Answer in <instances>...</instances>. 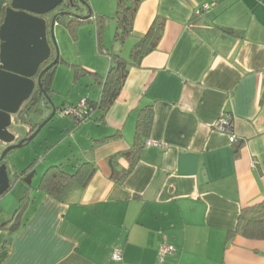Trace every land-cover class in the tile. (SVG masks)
<instances>
[{"label": "crops", "instance_id": "obj_1", "mask_svg": "<svg viewBox=\"0 0 264 264\" xmlns=\"http://www.w3.org/2000/svg\"><path fill=\"white\" fill-rule=\"evenodd\" d=\"M101 1L93 3L92 22L109 8ZM159 22L157 45L129 65L102 121L93 111L76 124L55 106L37 133L36 165L19 169L7 159L0 264H264V239L235 230L241 209L264 199V0H141L131 33L114 52L129 58L135 41ZM95 43L98 52L96 33ZM79 66L101 76L109 67ZM86 75L93 95L80 91L62 107L98 99L100 85ZM56 81L57 72L51 100L59 96ZM43 105L25 125L15 124L16 134L50 115L49 102ZM148 109L149 129L140 132ZM222 117L233 142L215 128ZM83 162L92 172L85 184L75 182L58 198L40 188L47 166L73 172ZM29 167L28 184L22 172ZM17 207L23 219L12 231L6 222ZM161 244L174 251L159 261Z\"/></svg>", "mask_w": 264, "mask_h": 264}, {"label": "trees", "instance_id": "obj_2", "mask_svg": "<svg viewBox=\"0 0 264 264\" xmlns=\"http://www.w3.org/2000/svg\"><path fill=\"white\" fill-rule=\"evenodd\" d=\"M68 6L77 5L78 7H87V0H66ZM141 0H115V10L112 14V19L115 22V32L113 41L123 42L124 39L131 33V24ZM62 15V14H61ZM59 15L57 17V22H62L66 27L75 33L74 25L80 24L83 21L89 20L82 18H73L69 21L66 18ZM105 15L98 14L94 17L93 22L95 23V33L98 52H100L102 46V29L103 22L105 20ZM157 27L154 29V24L149 28L144 36L138 38L132 46L129 58H125L118 52L112 51L108 52L106 49L103 53L109 58L110 65L104 76H101L95 72H89L85 68L74 65V79H79L80 76L89 74L94 80L100 85V94L97 100H92L84 98V112L82 113H72L68 117L72 119L76 124L84 122L88 119L93 111L98 112V117L96 120L102 121L103 115L107 111L108 107L115 99L119 89L121 88L124 79L127 74L129 65H137L138 60L142 57L145 52H148L155 48L160 37L161 22L155 23ZM228 31V30H225ZM230 32V31H229ZM232 33V32H231ZM58 62V61H57ZM56 64H53L42 76L41 88L35 87V91L32 94V98L25 102L22 112L27 114V116L34 113H39L42 110L43 104H47L48 98L51 99V82L53 75L55 73ZM72 107H77L78 103L69 105ZM68 106L62 107L66 108ZM59 110V111H60ZM151 109L145 110L141 119L139 118L137 123V130L140 132H146L149 129L151 121ZM26 123L24 120H20ZM38 122L33 123L31 127H36ZM34 125V126H33ZM33 128L31 129V131ZM26 168L22 175L28 173ZM91 169L88 167L87 162L80 163L76 166L73 172H68L62 168L59 164L49 165L45 168L42 173L40 180V188L45 192L55 196L61 197L65 190L75 182L85 184L91 175ZM21 207V206H20ZM16 208L13 215L7 220L6 224H10L9 230H15L21 224L23 219L22 208ZM240 234L247 238L264 239V199L255 202L241 209L238 219L237 226L235 228Z\"/></svg>", "mask_w": 264, "mask_h": 264}, {"label": "water", "instance_id": "obj_3", "mask_svg": "<svg viewBox=\"0 0 264 264\" xmlns=\"http://www.w3.org/2000/svg\"><path fill=\"white\" fill-rule=\"evenodd\" d=\"M63 2L64 0H0V143L5 145L0 152V195L10 186V170L2 159L12 149L30 142L55 113V106L47 97L51 113L32 132L28 131L24 137L17 139L10 130V126L15 125L14 119L21 105L32 98L35 87L41 88L42 76L58 61L53 38L57 13L51 16L49 24L43 15L58 8ZM87 10L86 16H71L86 19L91 12L89 7ZM52 46L55 50L53 60L40 69L50 57ZM32 174L33 172L28 173L23 178L28 184Z\"/></svg>", "mask_w": 264, "mask_h": 264}, {"label": "rangeland", "instance_id": "obj_4", "mask_svg": "<svg viewBox=\"0 0 264 264\" xmlns=\"http://www.w3.org/2000/svg\"><path fill=\"white\" fill-rule=\"evenodd\" d=\"M104 1L109 7V10H106L105 15L110 16H107V18H105L103 22V32L105 34L103 42L104 48H101L100 52H97L95 43V23L91 21L93 19V16L90 17L89 20L74 25L73 28L75 30V33H72L62 22H56V24L54 25L53 38L59 58V62L56 64V66L59 67L58 69H56L57 71L55 70V72H57V81L54 84V90L58 92L56 94H58L59 96H53V101H51L54 106L58 107V109L62 108V103L65 104V100L66 102H68L70 99H74V97H77L80 91L84 90V93L93 95L94 91L96 90V86L94 85L93 81L91 82L90 76L82 75L79 77V79L76 80L73 78V69L71 68V64L81 65L85 63L93 66L97 63H102V65H104L105 67H108L110 65L108 56L103 53V50H105L106 48V50L111 53L112 51H114V46H117V44H114L116 42H114L112 39L115 32V24L114 20L111 18L113 13V9H111V2L109 0ZM88 2L89 9L90 11H92V9H94L93 3L96 6L98 0H89ZM100 2L103 3L101 0ZM93 12L97 13L95 12V10ZM86 15V13L81 14V16ZM67 19L68 18H66V20ZM112 41L114 45L111 44ZM51 44L53 45V43ZM131 45L132 44H130L128 41L126 48L130 47ZM121 55L125 56V52H123V54ZM14 126H10L12 132L15 131ZM39 138L40 134H37L33 138V141L25 143L21 147L12 149L7 153V159L10 158V160H12L11 164H13V167L15 165L19 167V169H22L24 166L27 167L32 164L33 168V166L36 165L31 162H33L37 158V156L35 158L34 156L37 147V141Z\"/></svg>", "mask_w": 264, "mask_h": 264}, {"label": "built area", "instance_id": "obj_5", "mask_svg": "<svg viewBox=\"0 0 264 264\" xmlns=\"http://www.w3.org/2000/svg\"><path fill=\"white\" fill-rule=\"evenodd\" d=\"M84 99H81L78 102V106L77 107H72V106H68L66 108H63L62 110H60L62 115L68 116L69 114L72 113H82L84 112ZM215 128L216 130H218L219 132H225V133H229V141L233 142L235 141V135H233L232 133L230 134V126H229V122L228 119L226 117H222L219 118L217 120V122L215 123ZM146 146H163L161 141L158 140H147L146 141ZM174 251V248L172 245L170 244H161L158 248V260L162 261L163 258L166 255L171 254ZM112 259L115 261H119L121 259V252L118 249H115L112 253Z\"/></svg>", "mask_w": 264, "mask_h": 264}, {"label": "flooded vegetation", "instance_id": "obj_6", "mask_svg": "<svg viewBox=\"0 0 264 264\" xmlns=\"http://www.w3.org/2000/svg\"><path fill=\"white\" fill-rule=\"evenodd\" d=\"M66 0H64V2L58 7V8H56V9H54V10H52L51 12H49L48 14H45V15H43V17H45V19H46V21H47V24H49V22H50V19H51V16L52 15H54V14H56L57 13V17H59V15H61V14H59L58 12H67V14L66 15H64V14H62L61 16H63L64 15V17L65 18H68V19H73L72 18V14H84V13H88V7H89V5H88V3H87V7H84L83 5L82 6H80V7H78L77 5H73V3H72V5L71 6H68L67 4H66ZM57 19V18H56ZM57 21H55V23H56ZM51 53H52V51H51ZM52 55V54H51ZM51 55H50V57L48 58V60H46L42 65H41V67H40V69L41 68H43L46 64H48L51 60H53V58L51 57ZM39 69V70H40ZM34 79H35V77H34ZM35 89L36 88H34V91H35ZM33 91V92H34ZM28 101V100H27ZM26 102V101H25ZM25 102L21 105V107H20V109H19V112H18V114H17V117L14 119L15 120V124L17 123H20L21 125H25V123L23 122V121H20L21 119L22 120H25L26 122L28 121V119H27V114H25V113H23L22 112V109H23V106H24V104H25ZM30 114V113H29ZM19 120V121H18ZM36 128V127H35ZM34 128V129H35ZM33 129V130H34ZM10 130H12V129H10ZM32 130V131H33ZM28 131H30V132H32L31 131V128L28 130ZM27 131V132H28ZM18 132V131H17ZM14 133H15V135L17 136V139H20V138H22V137H24L25 135L24 134H16V132L14 131ZM5 147V145H3L2 143H0V152H1V150L3 149ZM2 162H4V163H6V165H7V167L9 168V170H10V173H11V168H10V166H9V164H8V161H7V155L4 157V159H2ZM26 174H28V173H26ZM25 174V175H26ZM10 175V174H9Z\"/></svg>", "mask_w": 264, "mask_h": 264}]
</instances>
